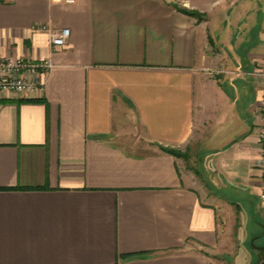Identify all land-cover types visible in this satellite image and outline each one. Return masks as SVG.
<instances>
[{
  "label": "crops",
  "instance_id": "0c3cea01",
  "mask_svg": "<svg viewBox=\"0 0 264 264\" xmlns=\"http://www.w3.org/2000/svg\"><path fill=\"white\" fill-rule=\"evenodd\" d=\"M263 53L264 0H0V57L53 63L0 93V264H220L223 189L264 225Z\"/></svg>",
  "mask_w": 264,
  "mask_h": 264
},
{
  "label": "built area",
  "instance_id": "2783aa9c",
  "mask_svg": "<svg viewBox=\"0 0 264 264\" xmlns=\"http://www.w3.org/2000/svg\"><path fill=\"white\" fill-rule=\"evenodd\" d=\"M73 2L74 0H68ZM45 28V27H42ZM70 38V29L52 31L50 42L54 47L66 45ZM53 63L50 59L35 61L25 57H0V93H10L17 97H25L36 91H43L46 86V75L52 69ZM257 81L261 84V95L259 99V138L264 140V53L261 65L253 72ZM262 168V182L260 197L264 202V150L257 160Z\"/></svg>",
  "mask_w": 264,
  "mask_h": 264
},
{
  "label": "rangeland",
  "instance_id": "374dc122",
  "mask_svg": "<svg viewBox=\"0 0 264 264\" xmlns=\"http://www.w3.org/2000/svg\"><path fill=\"white\" fill-rule=\"evenodd\" d=\"M254 78L256 79L255 75ZM260 89H262L261 86ZM185 154L188 155V153ZM198 168L200 169V167ZM196 173L201 176L204 174V172L201 173V171ZM204 180L205 184L202 183L204 192L215 195L216 188L213 189L210 184V179L204 178ZM221 192L231 196L232 198L230 197L229 199L232 201L234 200L237 202V200H240L242 205H238V208H235V204H226L225 209L221 211L222 242L214 257L218 259L220 264H258L263 254L257 247L264 244V237L254 240L252 236L247 239L243 234L244 232L245 234L249 233L251 235L255 230H264V225L256 226V224H254L255 205L252 203L251 197L241 196L240 193H235L230 188H225Z\"/></svg>",
  "mask_w": 264,
  "mask_h": 264
},
{
  "label": "trees",
  "instance_id": "16d2710c",
  "mask_svg": "<svg viewBox=\"0 0 264 264\" xmlns=\"http://www.w3.org/2000/svg\"><path fill=\"white\" fill-rule=\"evenodd\" d=\"M189 13L190 14H196V13L190 12V11H189ZM168 152H170L171 154H174L176 156H179V157H186V154H183V153H181V152H179L177 150H174V149H168Z\"/></svg>",
  "mask_w": 264,
  "mask_h": 264
},
{
  "label": "water",
  "instance_id": "95a60500",
  "mask_svg": "<svg viewBox=\"0 0 264 264\" xmlns=\"http://www.w3.org/2000/svg\"><path fill=\"white\" fill-rule=\"evenodd\" d=\"M262 248L264 249V247H262ZM258 264H264V258Z\"/></svg>",
  "mask_w": 264,
  "mask_h": 264
}]
</instances>
